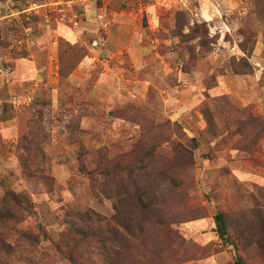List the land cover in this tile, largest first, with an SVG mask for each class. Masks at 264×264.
Masks as SVG:
<instances>
[{"label": "rangeland", "instance_id": "rangeland-1", "mask_svg": "<svg viewBox=\"0 0 264 264\" xmlns=\"http://www.w3.org/2000/svg\"><path fill=\"white\" fill-rule=\"evenodd\" d=\"M20 2L48 3L52 10L48 18L30 11L7 16ZM254 10L251 0H0V186L25 192L33 203L6 264H72L40 230L57 240L75 210L110 218L115 202L99 194L104 183H139L145 200L174 216L169 226L187 241L183 251L171 245L170 234L146 223L153 241L170 243L169 255L176 252L170 264L233 261L236 252L218 238L213 214L230 196L245 199L264 186V136L247 151L225 130L221 114L209 134L200 111L227 96L264 119V39ZM177 11L187 13L191 26L205 24L209 43L201 53L193 48L194 59L171 34ZM56 24L84 29L69 40L86 55L68 78L58 74ZM247 31L256 33L246 43L250 53L241 49ZM131 103L141 117L132 118ZM161 126H169L170 142L190 147L189 138L196 139L189 169L169 162L170 143L154 136ZM140 140L157 144L145 170L88 171L129 163ZM34 147L50 157V192L23 174V158ZM163 168L181 184L163 178Z\"/></svg>", "mask_w": 264, "mask_h": 264}, {"label": "trees", "instance_id": "trees-1", "mask_svg": "<svg viewBox=\"0 0 264 264\" xmlns=\"http://www.w3.org/2000/svg\"><path fill=\"white\" fill-rule=\"evenodd\" d=\"M251 1L254 3L255 15L264 39V0ZM32 20L33 24L30 26L35 28L37 17L34 16ZM172 24V36L191 59L196 57L193 48L199 47L198 53H201L208 45L205 24L189 25L185 11H177ZM185 27H188L187 32L184 31ZM242 34L244 42H241V49L250 53L246 43H254L256 33L247 31ZM57 41L58 74L62 78H68L80 59L86 55V49L78 42H70L63 37H58ZM239 61L245 63L246 60L242 58ZM214 100L215 109L203 105L200 111L209 134L216 133L215 114H221L225 130H230L239 137V147L247 151L257 149L264 136V119L252 115L246 108H236L227 96L215 97ZM129 107L134 110L132 118L143 115L134 103L129 104ZM155 129L154 136L171 145L173 156L169 162L181 170L189 169L193 160L192 150L197 147L196 139L189 138V147L178 141H169V126L167 130L162 129V126ZM149 145L140 140L135 148L136 154L131 157L129 163L122 164L115 160L114 165L88 171L115 175L118 171L133 172V167L140 171L145 170L157 147L156 143ZM23 166V174L27 179L41 183L47 192L53 190L54 178L50 174V157L41 148L34 147L27 153L23 158ZM166 169L169 168L160 170L163 178L168 179L173 186H179L181 182L166 174ZM0 187V264H6V259L14 254L16 248L11 239L14 234H20L17 226L26 214L33 213V203L25 192H15L4 184ZM98 188L99 194L115 202V211L110 218L89 211L75 210L73 219L67 222L68 226L57 240L47 236L43 228L40 230L45 238L51 239L54 249L72 264H170L169 260L176 252L169 255L167 251L170 243L163 245L158 240H152L146 232L148 222L170 234L174 248L183 251L188 246L187 241L169 226L174 216L145 200V190L139 183L132 186L125 183L110 186L104 183ZM213 220L220 241L231 245L236 252L230 264H264V186L249 193L245 199L237 195L230 196L228 203L216 206Z\"/></svg>", "mask_w": 264, "mask_h": 264}, {"label": "crops", "instance_id": "crops-1", "mask_svg": "<svg viewBox=\"0 0 264 264\" xmlns=\"http://www.w3.org/2000/svg\"><path fill=\"white\" fill-rule=\"evenodd\" d=\"M9 11H11V14H8L7 16L14 15L17 11H28V7H26V4L24 2L18 3V7L10 8ZM16 11V12H15ZM74 25H78L76 22ZM57 27V35L58 37H63L67 40L74 39L77 40L80 34H84V29H78V28H72L70 29L68 25L66 24H56Z\"/></svg>", "mask_w": 264, "mask_h": 264}, {"label": "built area", "instance_id": "built-area-1", "mask_svg": "<svg viewBox=\"0 0 264 264\" xmlns=\"http://www.w3.org/2000/svg\"><path fill=\"white\" fill-rule=\"evenodd\" d=\"M52 10L51 4L48 3H31L28 7V11L41 15L44 18H48Z\"/></svg>", "mask_w": 264, "mask_h": 264}]
</instances>
